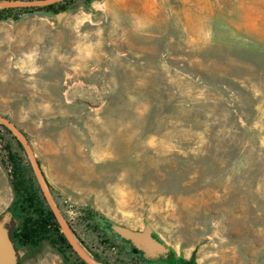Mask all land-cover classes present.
<instances>
[{"label": "rangeland", "instance_id": "rangeland-1", "mask_svg": "<svg viewBox=\"0 0 264 264\" xmlns=\"http://www.w3.org/2000/svg\"><path fill=\"white\" fill-rule=\"evenodd\" d=\"M64 2L60 25L0 7V114L81 249L101 264H264V0ZM6 149L43 196L0 122ZM15 199L0 156V213ZM112 223L149 224L171 260ZM27 248L19 264H80L50 240Z\"/></svg>", "mask_w": 264, "mask_h": 264}, {"label": "water", "instance_id": "water-1", "mask_svg": "<svg viewBox=\"0 0 264 264\" xmlns=\"http://www.w3.org/2000/svg\"><path fill=\"white\" fill-rule=\"evenodd\" d=\"M61 0H43V1H26V0H2L0 7L3 6H25V7H43L50 3H55ZM86 8L93 14L95 9L91 7V1H87ZM74 7H67L60 11H52L41 9L37 11L25 12L20 14L18 18H13L12 21H17L25 16L40 14L46 17L53 18L60 25L65 18L70 15ZM0 122L6 124L22 142L25 150L33 164L36 180L41 188V191L53 211L57 221L59 222L62 232L67 237L76 253L88 264H101L91 258L78 245L70 227L66 223L64 217L56 206L52 195L46 185L43 170L38 162L35 151L30 144L28 136L23 133L9 118L0 114ZM19 218L10 209L0 213V264H19L22 258L29 252L27 247H21L17 244L13 233L19 225ZM111 229L121 238L130 242L136 247L142 255L147 259H166L171 255V249L163 241L153 234V230L149 224L141 229H133L131 227L112 223Z\"/></svg>", "mask_w": 264, "mask_h": 264}, {"label": "trees", "instance_id": "trees-1", "mask_svg": "<svg viewBox=\"0 0 264 264\" xmlns=\"http://www.w3.org/2000/svg\"><path fill=\"white\" fill-rule=\"evenodd\" d=\"M65 4L66 2L64 4L58 3V5H63V7H65ZM42 8L56 9L55 5ZM7 17H9V14L4 9H0V20H4ZM0 156L9 171L11 184L16 194L14 201L16 214H14L19 218L20 222L13 236L17 244L21 247L38 249L45 240H50L62 252L71 249L72 245L61 231L53 211L47 205L44 195L41 196L39 188L35 186L33 178L29 175V171L26 170L17 153L6 149V154L0 153ZM128 243L131 244L130 242ZM131 246L135 252L141 253L132 244ZM166 259L171 260L170 256ZM78 261L80 264H86L80 257H78ZM173 264L195 263L192 261H181Z\"/></svg>", "mask_w": 264, "mask_h": 264}, {"label": "flooded vegetation", "instance_id": "flooded-vegetation-1", "mask_svg": "<svg viewBox=\"0 0 264 264\" xmlns=\"http://www.w3.org/2000/svg\"><path fill=\"white\" fill-rule=\"evenodd\" d=\"M61 1H58V2H55V3H50V4H48V5H46V6H43V7H47V6H54L55 5V10H52V9H48V10H52V11H60V10H63L62 8H63V5H58V3H60Z\"/></svg>", "mask_w": 264, "mask_h": 264}]
</instances>
